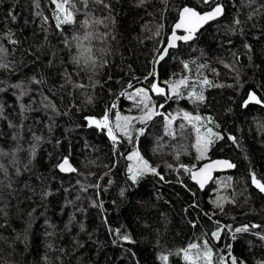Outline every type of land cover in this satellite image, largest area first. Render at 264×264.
I'll list each match as a JSON object with an SVG mask.
<instances>
[{"label": "trees", "instance_id": "obj_1", "mask_svg": "<svg viewBox=\"0 0 264 264\" xmlns=\"http://www.w3.org/2000/svg\"><path fill=\"white\" fill-rule=\"evenodd\" d=\"M217 4L154 67L179 10ZM253 93L264 101V0H0V264H190L205 245L212 264H264ZM105 115L116 141L90 123ZM218 158L232 171L199 191L189 174Z\"/></svg>", "mask_w": 264, "mask_h": 264}, {"label": "snow or ice", "instance_id": "obj_2", "mask_svg": "<svg viewBox=\"0 0 264 264\" xmlns=\"http://www.w3.org/2000/svg\"><path fill=\"white\" fill-rule=\"evenodd\" d=\"M53 2L55 3L56 0H53ZM143 2H144V0H141V3H143ZM204 2L205 3H211V2H213V0H204ZM65 3H66V0H65ZM64 7H65V4H57V8L60 9V10H64ZM222 13H223V8L221 6H219V5H216L213 8L212 11H209V12H206V13H203V14L199 13L198 11H196L193 8L184 7L182 9V12H181L180 22L177 23L175 27L178 28V29L179 28H184V30L187 32V35L181 37V36H176L175 33H173L172 41L169 43V46L170 47H174L175 46V44H174L175 40L182 39V40L187 41L189 39H192L193 36H194L195 31H197L201 26H203L204 23H207L209 20H213V19L217 18V16L221 15ZM70 15H71L70 13H66V19L68 17H70ZM61 22H63V21H61ZM98 23H99V21H98ZM185 67H187V65H185ZM185 83H186V81L181 80L179 82V84L173 86L172 91L174 93H176L177 92V88L180 85H183ZM203 83L207 84L208 81L205 79L203 81ZM152 90L157 92V93H162V89L159 88L155 84L152 85ZM142 93L145 95V98H146V93H144L143 89L139 90V92L137 94L139 95V94H142ZM196 99L203 100L204 97L202 95H198V96H196ZM249 100L250 101H254V102L258 103V104L259 103H264V101H261L260 99H258L254 93L250 94ZM144 108H145L144 115L141 116V117H138L136 119L146 120V119H150L152 117V115H154V112L151 110V108H150V106L148 104H145ZM187 118L190 119V117H187ZM121 119L125 122L124 125L121 126L120 124H117L116 128L120 129V131L124 135L127 136L128 132H127L126 129H127V126H128V124L130 122V118L129 117H117V120H121ZM196 119H199V117H197ZM90 123L95 124L98 128H107L108 135L110 136V138L113 139V141H116L117 137L113 134V128L109 125V119H108L107 115H105L102 120H94V119L90 120ZM208 133L211 134V129L208 130ZM133 156H136L137 158H139L137 153H133ZM133 156H129L128 159H132ZM216 163L217 164H222V165H224L225 167H228V168L234 167L233 164L228 163V162H224V161H218ZM65 165H68V160L67 159H65L62 164L58 165V167H60V169L62 171H64V170H66L65 169ZM215 166L216 165H214V164L206 165L204 169L200 170V172L193 173L192 174V178L194 180H197V182L200 183V186L203 187V181L198 179V177L204 176L205 179H207L210 176L211 169L214 168ZM143 169H146V170L151 171V172H155L154 168H150L148 166L147 161H143ZM143 169H136L135 171L133 169H129V171L132 172L131 179L133 180V182L136 181L137 175L143 173ZM67 170L74 171L75 169H72L69 166ZM205 173H207V175H205ZM252 179H253V183L255 184V186L261 192H264V183H261L259 180H257L255 176H253ZM237 231H240V229H237ZM214 236H216L218 238L219 237V232L214 233ZM123 239L129 240V237L128 236H124ZM204 247H205L204 252L202 254H200L198 252L196 257H189L188 251H185V259L189 260L190 264H194V261L197 258L202 259L204 261V264H212V252H211L210 249L207 248V245H205ZM197 248H198V246L196 244L190 245V249H197ZM161 259H162V261H166L167 257H162ZM232 264H236V261L233 260Z\"/></svg>", "mask_w": 264, "mask_h": 264}, {"label": "water", "instance_id": "obj_3", "mask_svg": "<svg viewBox=\"0 0 264 264\" xmlns=\"http://www.w3.org/2000/svg\"><path fill=\"white\" fill-rule=\"evenodd\" d=\"M217 5L221 6L220 4H217ZM215 6H216V5H215ZM215 6H213L211 9H209V10H207V11H203V12H199V13H202V14H203V13H206V12L212 11L213 8H214ZM185 7H187V6H185ZM221 7H222V6H221ZM183 8H184V7H183ZM183 8H181V9L179 10L178 15H177V19H176V21L173 23V25L171 26L170 33H169V34L167 35V37H166L165 45L163 46V48H162L160 54L157 56V58H156V60H155V62H154V67H156V65H157V64H158V63H159V62H160V61L166 56V54H167V52H168L169 50H173V49H175V48L178 46L179 43H187V42L192 41V40L194 39L195 35H196V34H197L202 28H204L206 25H208V24H210V23H212V22L218 20V19L222 16V14H223V13H222L221 15L217 16V18H215V19H213V20H209L207 23H204L203 26H201L197 31H195L194 36H193L192 39H189V40H187V41L182 40V39H180V40H175V41H174L175 46H174V47H170V46H169V43L172 41L173 33H175L176 36H181V37L187 35V32L184 30V28H179V29H178V28L175 27L176 24L180 22L181 12H182V9H183ZM189 8H191V7H189ZM196 11H197V10H196ZM64 160H65V159H63L58 165L62 164ZM218 161H224V162L231 163L229 160H227V159H223V158L207 160V161L203 162L202 164H200L199 167H198L197 169H195L194 171H192V172L189 174V177H188L189 182L192 183V184H193V185H194L199 191H204V190L209 186V184L212 182V180L214 179V177H215L216 175H218V174H225V173H227V172L232 171L233 167L228 168V167H225V166L222 165V164H217L216 162H218ZM209 164H214V165H216V166H215L214 168L211 169L210 176H209L207 179H205L204 176H200V177H198V179H200V180L203 181V187H201V186H200V183H198L197 180H194V179L192 178V174H193V173H198V172H200L201 169H204L205 166H206V165H209ZM231 164H232V163H231ZM69 166H70L72 169H74V168L72 167V165L70 164V162L68 161V165H65V169H66V170L62 171V170L60 169V167H58V166H57V170H58L60 173H62V174H69V173L74 172V171H69V170H67ZM205 175H207V173H205Z\"/></svg>", "mask_w": 264, "mask_h": 264}, {"label": "rangeland", "instance_id": "obj_4", "mask_svg": "<svg viewBox=\"0 0 264 264\" xmlns=\"http://www.w3.org/2000/svg\"><path fill=\"white\" fill-rule=\"evenodd\" d=\"M132 162H134V163H135L136 165H138V166H139V164H140L139 162L136 161V157H133V158H132ZM216 252H217L218 255H220V252H219L218 250H217ZM221 263H223V262H221Z\"/></svg>", "mask_w": 264, "mask_h": 264}]
</instances>
